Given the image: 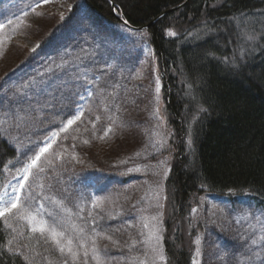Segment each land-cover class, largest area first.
Masks as SVG:
<instances>
[{"label": "rangeland", "instance_id": "rangeland-1", "mask_svg": "<svg viewBox=\"0 0 264 264\" xmlns=\"http://www.w3.org/2000/svg\"><path fill=\"white\" fill-rule=\"evenodd\" d=\"M0 24V131L19 151L0 193V209L17 204L4 215L13 249L30 264H167L172 131L146 30L84 0H0ZM198 197L193 264H264V206Z\"/></svg>", "mask_w": 264, "mask_h": 264}, {"label": "trees", "instance_id": "trees-1", "mask_svg": "<svg viewBox=\"0 0 264 264\" xmlns=\"http://www.w3.org/2000/svg\"><path fill=\"white\" fill-rule=\"evenodd\" d=\"M84 2L109 23L149 25L172 131L165 255L167 264H193L189 216L200 194L249 195L264 206V0ZM18 157L0 131V193ZM5 218L0 264H30Z\"/></svg>", "mask_w": 264, "mask_h": 264}, {"label": "snow or ice", "instance_id": "snow-or-ice-1", "mask_svg": "<svg viewBox=\"0 0 264 264\" xmlns=\"http://www.w3.org/2000/svg\"><path fill=\"white\" fill-rule=\"evenodd\" d=\"M4 25L0 24V29H3ZM176 33L169 31L168 35L170 36H174ZM157 92H159V87H157ZM80 116L77 115L74 117V119L68 120V125H72L76 120H79ZM55 135V134H54ZM105 135H107V132L105 133ZM47 151V147L45 148H41L40 152L35 156V158L32 160V162L30 164H28L24 169L23 172L25 174H27L29 172V170L36 165V162L40 159L41 155H43V153H45ZM24 179H27V175L24 176ZM21 188L23 187V185L20 186ZM18 199V198H17ZM17 208V204L15 201L11 202V207H6L3 209H0V217H3L5 215V213L10 212L12 209ZM34 231H36L37 229H33ZM40 231H43V228L39 229ZM55 236V233L53 234ZM57 244H59V241H57ZM68 244H71V241H68ZM69 252H71V248L69 247ZM60 251L63 252L64 248L61 247ZM85 255H87V252H85Z\"/></svg>", "mask_w": 264, "mask_h": 264}, {"label": "water", "instance_id": "water-1", "mask_svg": "<svg viewBox=\"0 0 264 264\" xmlns=\"http://www.w3.org/2000/svg\"><path fill=\"white\" fill-rule=\"evenodd\" d=\"M173 10V9H172ZM127 25H129L127 22H125ZM149 25H146V26H144V27H148ZM143 26H141V27H138L139 29H142V28H144Z\"/></svg>", "mask_w": 264, "mask_h": 264}]
</instances>
